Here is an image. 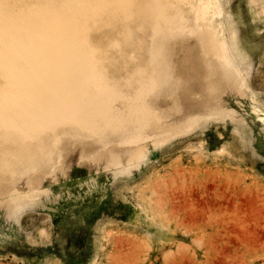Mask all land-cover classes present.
Here are the masks:
<instances>
[{
	"label": "rangeland",
	"instance_id": "1",
	"mask_svg": "<svg viewBox=\"0 0 264 264\" xmlns=\"http://www.w3.org/2000/svg\"><path fill=\"white\" fill-rule=\"evenodd\" d=\"M219 4L236 71L138 5L88 32L109 128L0 125V264H264V0Z\"/></svg>",
	"mask_w": 264,
	"mask_h": 264
},
{
	"label": "bare ground",
	"instance_id": "2",
	"mask_svg": "<svg viewBox=\"0 0 264 264\" xmlns=\"http://www.w3.org/2000/svg\"><path fill=\"white\" fill-rule=\"evenodd\" d=\"M4 1L0 0L1 126L28 132L62 122L90 132L109 128L110 96L88 32L102 17L127 16L138 5L161 29L174 24L172 30L194 34L204 54L236 71L223 32L213 25L220 16L219 0H145L147 6L141 5L143 0H35V6L16 13ZM187 3L189 13L183 8ZM156 28L154 34L161 31ZM158 54H151L155 68Z\"/></svg>",
	"mask_w": 264,
	"mask_h": 264
}]
</instances>
